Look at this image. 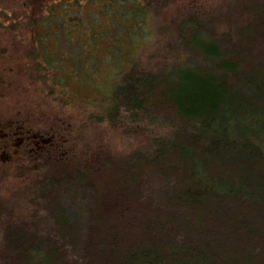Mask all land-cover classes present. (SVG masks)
I'll use <instances>...</instances> for the list:
<instances>
[{"label":"trees","instance_id":"trees-1","mask_svg":"<svg viewBox=\"0 0 264 264\" xmlns=\"http://www.w3.org/2000/svg\"><path fill=\"white\" fill-rule=\"evenodd\" d=\"M108 1L106 20L120 33L105 35L139 40V30L126 33L130 14L155 5ZM70 9L41 15L31 55L42 79L53 72L83 99L70 83L93 76L83 69L94 46L69 39ZM228 10L225 20L178 19L172 47L185 57L156 71L134 58L123 65L124 51L110 49L111 89L91 99L101 103L88 118L147 124L149 147L64 168V159L37 157L48 171L0 201V264H264V0H230ZM15 206L28 214L9 216Z\"/></svg>","mask_w":264,"mask_h":264},{"label":"rangeland","instance_id":"rangeland-1","mask_svg":"<svg viewBox=\"0 0 264 264\" xmlns=\"http://www.w3.org/2000/svg\"><path fill=\"white\" fill-rule=\"evenodd\" d=\"M92 1L82 0L78 2L76 9L69 8L67 11L71 28L66 29L72 30L69 31V39L72 42L76 39L83 41L89 47L94 46L93 49H88L89 65H85L83 70L88 69L91 72L95 69L96 73L92 77L86 76L83 81L74 79L70 83L83 99L71 94L59 82L56 85L53 72L47 74L48 79H42L36 72V55H31V51L38 45L34 42L36 23L54 0H14L10 5L0 3V126H8L10 122H14L15 126L25 124L26 128V125H32L35 128L33 130H40L45 139L50 138L52 128H56L59 137H52L51 143L45 146L41 155L64 159L62 168L73 162L88 165L104 156L110 162H121L136 149L149 147L150 138L153 136L150 133L152 128L147 124L140 127L128 126L126 129L118 123L96 122L88 118L90 112L98 111L101 103H92L91 99L105 97L111 89L115 69L105 63L110 49L117 50L118 54L119 51H124L125 59L121 63L128 65V60L131 62L134 58V63L141 70L156 71L164 66L174 65L185 57L181 51L172 47L176 44L174 37L178 19L197 12L214 21L225 20L230 2L173 0L165 7L147 8L146 12L141 8L133 10V14H130L133 21L129 22L126 31L133 33L139 30V40L134 36L132 41H138L133 44L127 36L111 39L105 35L108 32L110 36L119 37L118 21L121 16L119 13H112L118 22L113 28L110 25L111 20H106V16L111 15L112 11L109 1L104 0L97 5L91 3ZM243 18L242 16L241 19ZM110 26L113 29H106ZM216 27L223 29V25L219 23ZM93 35L97 36L96 41L91 40ZM260 45L264 47V32ZM53 47L54 43L52 49L58 50V47ZM82 48L87 50L86 46ZM117 79L118 77L115 83ZM157 128L162 129V126ZM46 164L48 162L41 163V160H36L35 152H25L10 162H0V201H5L7 194L21 191L31 185L37 176L45 174L49 169ZM28 210L15 206L7 214L18 217L27 215Z\"/></svg>","mask_w":264,"mask_h":264},{"label":"flooded vegetation","instance_id":"flooded-vegetation-1","mask_svg":"<svg viewBox=\"0 0 264 264\" xmlns=\"http://www.w3.org/2000/svg\"><path fill=\"white\" fill-rule=\"evenodd\" d=\"M14 0H0L1 4L10 5ZM143 1V0H138ZM148 4H152L159 7H165L173 0H144ZM64 3V4H63ZM64 5L65 8L72 7V0H54L52 7ZM97 5V4H96ZM39 21V19H38ZM37 21V22H38ZM37 24V23H36ZM37 36H34V42L37 44ZM19 123V122H18ZM25 124L15 126L14 122H10L8 126H0V162L6 163L12 161L15 157L21 156L22 153H36V158L41 156V153L45 149V146L52 141V137L58 138V131L56 128H52V136L48 139L43 137V133L40 130H35L32 125ZM34 129V130H33ZM58 136V137H57ZM51 143V142H50Z\"/></svg>","mask_w":264,"mask_h":264}]
</instances>
